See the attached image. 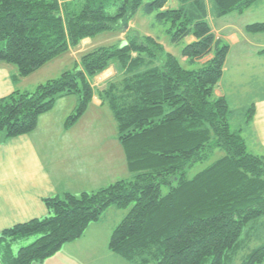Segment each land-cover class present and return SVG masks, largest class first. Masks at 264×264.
I'll return each instance as SVG.
<instances>
[{
    "label": "trees",
    "instance_id": "obj_1",
    "mask_svg": "<svg viewBox=\"0 0 264 264\" xmlns=\"http://www.w3.org/2000/svg\"><path fill=\"white\" fill-rule=\"evenodd\" d=\"M257 1L211 5L220 18ZM139 11L169 25L172 44L187 42L182 59L191 70L157 39L128 33L124 45L96 49L60 78L0 100L2 142L35 131L62 97L78 99L65 123L74 125L97 94L113 115L130 174L95 192L45 199V218L1 233V264L45 262L111 207L127 213L109 248L132 264H226L245 226L264 215V158L248 152L242 130L231 128L227 100L215 95L230 46L213 32L206 0H0V62L27 77L82 40L127 28ZM246 31L264 34V22ZM112 66L118 77L96 91L92 80ZM217 150L220 158L187 177ZM242 264H264V244Z\"/></svg>",
    "mask_w": 264,
    "mask_h": 264
},
{
    "label": "crops",
    "instance_id": "obj_2",
    "mask_svg": "<svg viewBox=\"0 0 264 264\" xmlns=\"http://www.w3.org/2000/svg\"><path fill=\"white\" fill-rule=\"evenodd\" d=\"M206 2L210 22L215 13L211 0ZM244 15L245 24L235 21L221 26L214 23L211 27L230 46L223 78L215 90L217 97L230 103L234 102L231 88L234 91L256 88L264 79V34L246 31L248 25L264 22V0L236 16ZM89 42L85 39L83 44ZM113 68L116 66L92 80L96 91L117 78L118 70ZM17 79L18 71L0 62V100L16 91H25L24 83H18ZM77 104L75 96L62 97L50 112L40 116L35 131L0 142V235L16 225L45 218L48 215L45 199L95 192L123 180V171L116 161L120 154L112 151L115 148L109 143L107 146L104 132L93 127L102 120L105 105L95 94L83 117L67 127L66 120ZM253 109L246 134L252 148L264 158V94L253 103ZM118 142L121 145L119 139ZM113 208L106 212H116ZM106 212L98 222L89 225L80 239L66 244L45 262L34 264H132L110 250L109 242L117 226L106 223Z\"/></svg>",
    "mask_w": 264,
    "mask_h": 264
},
{
    "label": "rangeland",
    "instance_id": "obj_3",
    "mask_svg": "<svg viewBox=\"0 0 264 264\" xmlns=\"http://www.w3.org/2000/svg\"><path fill=\"white\" fill-rule=\"evenodd\" d=\"M239 14L235 13V16L229 15L225 17H214L210 20L209 24L213 27V24L216 23L218 26H221L227 22H244L245 24V15L242 17L236 16ZM125 28L124 25L121 24V27L117 28L113 31H105L102 32L92 38H89L90 42L83 44L82 40L74 47H71L65 53L57 56L51 62L47 63L39 70L33 72L27 77L17 79L18 83H24L25 91L20 92H27L31 93L36 90L39 85L45 84L48 81L56 80L61 77L64 72L73 71L75 67L79 64L81 58L93 52L99 48H107L111 46H122L127 41V34L129 33H136L139 38L143 37H153L158 40V42L164 47L166 53L172 54L181 64V66L185 69L191 70L190 67L183 59H182V50L187 44L185 41L182 44L176 45L172 44L171 42V34L168 33L169 25H160L156 22V13L151 15H146L143 11H139L131 20L127 23ZM128 30V31H127ZM228 44V43H227ZM5 64L12 70L18 71L17 67L13 64L1 62ZM204 63V62H202ZM231 66V65H230ZM117 68V67H116ZM116 68L115 71L117 72ZM118 75V72H117ZM118 77V76H117ZM262 77V76H261ZM264 79L261 80L256 88H245V90L237 89L236 91L232 89L233 95L231 98L234 102H228L229 109L231 111V128L233 131L242 130V135L245 140H248L246 130H247V123L249 121V114L250 109L253 108V103L261 96H263L264 92ZM227 88V83L225 84ZM104 116L98 125H94L93 127H99L101 133L104 132V135L107 139V146L113 149L115 153H119L120 157L116 156V161L119 163L123 175V179H129L130 174L127 171L128 175L124 173L127 169V161L125 152L122 146L119 144L117 139V129L116 123L110 112L109 108L105 106V108L101 112ZM88 125V124H87ZM103 131V132H102ZM113 140V141H112ZM248 152L251 154H256L257 156H263L257 151L254 150L250 144V141H246ZM223 155V152L217 150L211 158L204 162L198 163L191 167L187 172L188 178H193L196 174L207 168L210 164L215 162L220 156ZM121 178V177H120ZM116 212H106L107 224H112L113 226H118L119 222L122 221L124 216L126 215L127 211L120 210L118 208H113ZM111 211V210H109ZM105 214V213H104ZM120 216V219H115L114 217ZM87 231V230H86ZM34 238L30 239V242H33ZM241 245L239 250L236 252L230 253V258L226 260V264H242L248 255L253 252V250L257 249L258 247L264 244V215L250 221L244 228L240 240ZM28 244V243H27ZM26 245V244H23ZM23 245H18L16 251L21 248Z\"/></svg>",
    "mask_w": 264,
    "mask_h": 264
}]
</instances>
